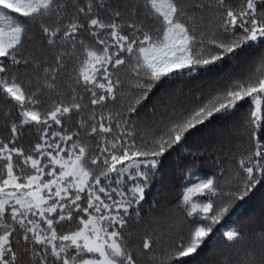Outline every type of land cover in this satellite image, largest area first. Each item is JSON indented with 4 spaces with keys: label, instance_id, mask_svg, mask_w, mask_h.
I'll return each mask as SVG.
<instances>
[{
    "label": "snow or ice",
    "instance_id": "obj_1",
    "mask_svg": "<svg viewBox=\"0 0 264 264\" xmlns=\"http://www.w3.org/2000/svg\"><path fill=\"white\" fill-rule=\"evenodd\" d=\"M214 124L227 166L145 221ZM260 189L264 0H0V264H264V216L216 238Z\"/></svg>",
    "mask_w": 264,
    "mask_h": 264
},
{
    "label": "trees",
    "instance_id": "obj_2",
    "mask_svg": "<svg viewBox=\"0 0 264 264\" xmlns=\"http://www.w3.org/2000/svg\"><path fill=\"white\" fill-rule=\"evenodd\" d=\"M161 95L162 92H157L156 96L149 101V107ZM235 145L236 141L230 138L227 129L219 124H214L191 138L186 145H183L176 152H173L165 160L161 169L162 175L155 179L151 189L146 194V202H144L142 213L145 221L149 219L150 213L155 215L166 212L180 194L181 188L189 183L181 178V166L185 165L186 157L187 166H191L189 153L196 154L197 163L193 169L194 173L203 177L213 174L217 170L218 164L226 167L228 155L235 149ZM185 149L188 151L185 152ZM191 182H195L194 177ZM154 201L158 203H153ZM242 212L244 215L240 217L239 221L236 220L235 216L221 221L220 225L217 226V239L224 231L245 224L249 219H255L257 223L259 222L260 218L264 216V189L257 190L251 195L244 204ZM132 227L135 228L137 225ZM213 259L211 246L205 248L201 255L197 257L198 261H207L209 264Z\"/></svg>",
    "mask_w": 264,
    "mask_h": 264
}]
</instances>
